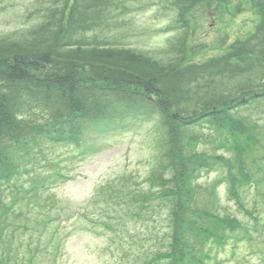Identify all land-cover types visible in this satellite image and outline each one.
Masks as SVG:
<instances>
[{
  "label": "rangeland",
  "instance_id": "obj_1",
  "mask_svg": "<svg viewBox=\"0 0 264 264\" xmlns=\"http://www.w3.org/2000/svg\"><path fill=\"white\" fill-rule=\"evenodd\" d=\"M63 5L59 0H0V49L30 50L33 33L40 32V25L49 21L52 13H60ZM112 12L114 16L108 24L75 32L74 41L79 44L72 47L85 44V49L126 55L154 69L168 68L177 61H182L183 65H210L215 69L218 63H227L219 69L223 75L214 76L212 81L203 77L197 83L202 85L204 93L213 90L220 94L222 90L226 94L231 91L232 83L231 89L238 90L236 96L241 101L240 107L231 108L236 122L226 123L218 130L207 127L209 125L196 127L192 133L196 144L189 138L184 139L185 152L193 155L192 163L196 170H202L203 176L198 180L187 176L183 186H190L191 180L193 185L179 193L188 200L185 201L188 209L193 206L222 212L251 228V232H244V227L238 242L232 239L224 250L215 251L218 255L209 264H264V182L261 180L262 176L264 178V97L242 105L244 99L264 90V66L251 64L249 57L242 60L228 57L238 42L253 39L261 20L260 12L251 0L201 2L182 16L171 0H130ZM14 57L9 56L2 62L13 61ZM43 69L47 71L48 66L44 64ZM239 69L244 71L239 72ZM83 72L89 73L87 69ZM84 85L89 88L91 83ZM250 90L251 94L243 92ZM96 91L99 97L116 98L115 102L123 105L118 106L120 109L138 106L141 100L145 103L140 93L108 95L107 85ZM125 91L128 94L126 88ZM146 104L152 107L147 115L132 118L126 128L108 134L94 130L85 142L87 145H55L54 148L43 145L44 156L39 157L47 159L34 163V167L45 183L47 177L55 174L46 161H58L56 166H64L73 177L51 182L49 189L42 188L32 196L25 188L35 175L9 184L5 200L10 201L12 195L18 201L24 194L17 208L27 213L14 225L25 222L31 227L18 232L9 225L4 227L2 223L6 219L1 220L0 264H32V260L34 264L164 263L154 262L155 254L160 253L155 247L162 240L157 248L169 247L175 228L170 218L173 205L164 202L162 194L171 189L168 181L173 176V167H178L174 161H181V156L174 141L169 142L164 117L155 106ZM203 108V104L196 105L188 112L197 113ZM225 108V104H221L212 111ZM44 111L50 112V109L38 106L34 111H25L29 113L26 119L32 116V122L24 121V124L52 126L55 121L50 123ZM177 112L178 108L171 106L170 113L175 114V118ZM237 117H245L241 128ZM45 140L47 142L46 137ZM202 162L216 165L207 168ZM233 162H237L238 167L242 164L243 181L248 183H242L236 198L230 199L224 177L228 170L225 166L231 167ZM230 169L235 174L234 166ZM157 174H163L166 182L153 183L152 178ZM38 195L40 197L36 198ZM252 216L259 219L258 230ZM60 218L61 222L54 221ZM9 221L14 219L10 217ZM2 233L5 235L1 236ZM32 255L34 257L29 259ZM175 256L178 261L180 254L177 252ZM173 261L174 258L171 263Z\"/></svg>",
  "mask_w": 264,
  "mask_h": 264
},
{
  "label": "trees",
  "instance_id": "obj_2",
  "mask_svg": "<svg viewBox=\"0 0 264 264\" xmlns=\"http://www.w3.org/2000/svg\"><path fill=\"white\" fill-rule=\"evenodd\" d=\"M59 1L64 2L63 8L58 14L52 13V18L40 25V32L33 33L29 41L33 46L30 50L26 48L25 52L18 50L13 52L11 49H0V207L2 208L0 222L6 219L2 225L10 226L18 232L29 230L31 227L25 222L16 227L13 223L25 216L20 217L21 207L17 208L24 194L18 201L12 198V195L10 201H6L5 193L10 190V183L15 181L17 183L21 178L32 175L36 177L32 178L30 185L25 188L26 192L29 191V196L37 195L42 188L49 189L50 185L45 183L36 166L34 167V163H42L47 159L43 157L42 160L39 157L44 156L42 153L44 144L52 145L53 148L54 143L82 144L88 131L93 129L104 131L115 126H124L129 114L131 117L133 114L147 115V111L152 110V107L146 103H150L155 106L159 115L164 117L162 121L168 129L169 142L174 141V146L181 156V161H174L178 163L176 169L173 163L170 164V168L173 167V176L168 181L171 189L162 194V200L173 205L170 218L175 230L171 245L157 248L164 242V240L159 241L155 250L160 253L155 254L153 260L156 263L164 261L163 264H209L216 257L215 251L224 250L227 246V243L222 242L227 235L233 238L234 234L241 233L244 227V232H251L248 224L244 226L231 215L200 210L193 208L192 205L188 209L185 205V201L188 200H184L185 197L179 193L180 190H187L193 185L198 172L195 163H192L193 155L185 152L184 139L189 138L191 143L195 141L196 144L195 136L192 134L196 127L204 128L209 125L210 128L218 130L220 126H226V123L230 125L236 122L233 120L231 108L240 107L241 101L236 96L238 90L235 87L231 89L232 83L229 87L231 91L227 94L222 92L223 90L221 94L213 90L204 93L202 85H198L203 77L212 81L214 76L223 75V71L219 69L227 66V63L220 62L215 69L210 65L207 67L183 65L182 61H177L168 65V68L154 69L126 55L105 51L98 53L85 49V44L72 47L79 44L74 41L75 32L89 31L96 26L108 24V20L114 16L112 11L130 0ZM171 1L182 16L201 2L215 4L222 0ZM251 1L261 15L257 32L253 37L254 41L250 39L238 42V45L228 53V57H238L241 60L249 57L252 59L251 64L264 66V0ZM12 55L15 56L13 61L2 62ZM44 64L48 66L47 71L43 69ZM85 69L89 73L83 72ZM243 71L239 69V72ZM89 82L91 86L85 88L84 84ZM195 84L197 86L194 87ZM104 85L109 88L108 95L119 92L123 95L140 93L139 96L145 99V103L141 100L138 106L120 109L118 106L123 105L116 103V98L99 97L96 90ZM125 88L128 94H125ZM243 92L251 94L253 91ZM151 96L154 97L152 101ZM200 104H203V110L197 113L188 112L192 107ZM221 104H225L226 108L212 111L215 106ZM38 106L50 109V112H44L47 113L50 123L55 121L52 126L24 124V121H30L32 118L30 116L26 119L29 113L25 111H34ZM171 106L178 108L176 118L175 114L170 113ZM244 118L237 117L238 127L243 126ZM248 126L255 127L252 124ZM45 137L47 142H44ZM172 154L175 152L173 151ZM31 159L33 160L30 161ZM176 160H179L177 154ZM46 163L55 168V174L52 178L47 177L48 181L52 182L54 176L64 174V166L61 168L56 166L58 161H46ZM202 164L208 166L211 163L202 162ZM230 164L235 168L232 181L242 179L244 177L242 164L241 167H238L237 162ZM187 176H191L193 180L190 181V186H183ZM152 179L157 185L166 182L163 174H157ZM187 194L190 196L191 191ZM207 204L210 205V202ZM180 210L182 212H179ZM23 212L27 214L26 211ZM193 216L195 218L191 219ZM10 217L14 221H9ZM252 217L258 224L256 227L258 230L261 227L259 219ZM4 227L1 229L8 231V228ZM176 236H179V239H176ZM177 252L180 254L178 261L175 256ZM33 257L32 255L29 259ZM173 258L174 261L171 263Z\"/></svg>",
  "mask_w": 264,
  "mask_h": 264
}]
</instances>
